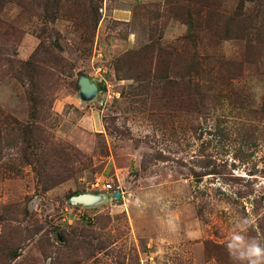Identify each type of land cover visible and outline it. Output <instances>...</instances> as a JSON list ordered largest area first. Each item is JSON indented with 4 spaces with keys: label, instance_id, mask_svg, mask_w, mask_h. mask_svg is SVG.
<instances>
[{
    "label": "rangeland",
    "instance_id": "1",
    "mask_svg": "<svg viewBox=\"0 0 264 264\" xmlns=\"http://www.w3.org/2000/svg\"><path fill=\"white\" fill-rule=\"evenodd\" d=\"M28 1L0 11V264H234L246 217L264 245V0L226 38L236 0Z\"/></svg>",
    "mask_w": 264,
    "mask_h": 264
},
{
    "label": "trees",
    "instance_id": "2",
    "mask_svg": "<svg viewBox=\"0 0 264 264\" xmlns=\"http://www.w3.org/2000/svg\"><path fill=\"white\" fill-rule=\"evenodd\" d=\"M18 4L21 6H25L28 5L27 3H29L30 1L28 0H17ZM100 1V0H98ZM237 1V11L234 13L233 18H231V22L230 24H227V26L225 27V31H224V37L226 38V36H228L229 33H232V30L235 31V29L232 28L231 24L233 22H237V27L240 29L245 28L244 26V22L247 20H252L251 17L249 16H245L243 11L245 9V5L247 3H253L255 2V0H236ZM9 2H14V0H0V11L3 9V7L9 3ZM60 1L58 0H43L42 2V8H43V12L45 13V15L47 16L48 19L50 20H54L57 16L58 13V4ZM96 10L95 9V13L94 16H96ZM186 25H188V27L190 28L192 26V20L188 18ZM152 49L151 45H146L143 48H141L138 52H133V53H127L125 56H122L121 58L118 59V65H120L121 62H123V60L129 56H134L138 53H144V56H149L150 52ZM160 54L159 52L156 54V62L154 65V73L157 72V76H156V80L157 79H161L160 77H158L159 75L162 76V69L161 67L164 66L163 62L160 61ZM28 65V63L26 64H22V67L25 66L24 69H26V66ZM120 68V67H119ZM117 71H119L117 69ZM155 78V77H154ZM167 79V78H162ZM167 85H176L177 83L171 80H166L164 86ZM11 128H15L16 130H23L24 131V135L29 136L32 140V142H30L28 139H25L24 136L22 135V139L21 142L22 144H24V149H32L31 155L33 156V159L31 160L30 157H26L27 162L30 163H34V164H39L40 166L43 167V169L45 170H49L50 173H47L48 178H54V177H50L52 176L51 174V170L54 169L55 167L53 166V164H51V162L49 161V159L46 157L45 151L44 149L41 148V145L37 144V141H41V140H37L36 137L34 136L33 132L34 129L31 125H24V124H19L16 121H13V125H11ZM0 143H1V136H0ZM1 157V156H0ZM44 170V171H45ZM43 171V170H42ZM46 176V175H45ZM46 176V178H47ZM61 179L59 178H54L53 179V183H59ZM15 255L12 256V258H14Z\"/></svg>",
    "mask_w": 264,
    "mask_h": 264
},
{
    "label": "clouds",
    "instance_id": "3",
    "mask_svg": "<svg viewBox=\"0 0 264 264\" xmlns=\"http://www.w3.org/2000/svg\"><path fill=\"white\" fill-rule=\"evenodd\" d=\"M251 223L249 217L240 219L228 238L226 250L234 264H264V245L245 234Z\"/></svg>",
    "mask_w": 264,
    "mask_h": 264
},
{
    "label": "water",
    "instance_id": "4",
    "mask_svg": "<svg viewBox=\"0 0 264 264\" xmlns=\"http://www.w3.org/2000/svg\"><path fill=\"white\" fill-rule=\"evenodd\" d=\"M79 87H80V97L81 99H91L95 92H96V86L94 83H92L88 78L86 77H81L79 82ZM115 197H119V193L115 194ZM70 202L72 204H78V203H88L92 202V197L87 196V195H78L76 197H72L70 199Z\"/></svg>",
    "mask_w": 264,
    "mask_h": 264
},
{
    "label": "crops",
    "instance_id": "5",
    "mask_svg": "<svg viewBox=\"0 0 264 264\" xmlns=\"http://www.w3.org/2000/svg\"><path fill=\"white\" fill-rule=\"evenodd\" d=\"M118 20H121V19H118ZM124 21V20H123Z\"/></svg>",
    "mask_w": 264,
    "mask_h": 264
}]
</instances>
